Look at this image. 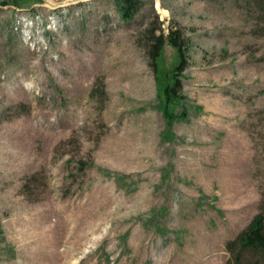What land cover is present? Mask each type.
<instances>
[{"label":"rangeland","instance_id":"rangeland-1","mask_svg":"<svg viewBox=\"0 0 264 264\" xmlns=\"http://www.w3.org/2000/svg\"><path fill=\"white\" fill-rule=\"evenodd\" d=\"M5 1L0 264H246L234 242L264 215V3L136 0L124 17L117 0ZM171 29L186 64L167 117L180 57L167 41L154 65L151 49Z\"/></svg>","mask_w":264,"mask_h":264},{"label":"trees","instance_id":"trees-1","mask_svg":"<svg viewBox=\"0 0 264 264\" xmlns=\"http://www.w3.org/2000/svg\"><path fill=\"white\" fill-rule=\"evenodd\" d=\"M259 1H262L264 3V0ZM24 2L25 0H7L3 3H10L14 4L16 7H21ZM117 2L120 5V9L124 17H129L132 15L136 0H117ZM181 35L182 33L179 30L175 29H171V31L168 33L162 32L159 36H157V40L153 44V47L151 49V57L153 59L154 65H156V59L161 55L164 44L167 41L177 49L180 57L179 63L176 66L177 71L176 75H174L173 84H168L164 88L163 101H165V105L163 110L166 113L167 117H171L173 115L172 110H170L169 106L174 105L176 102H180L181 99L180 95H178V87H180L181 85V81L178 78V75L181 69L186 64V50L183 46V40H181ZM234 243H236L238 247H241V255H244L245 253L251 254L246 264H264V215H257L251 222L249 228L243 231ZM231 245L232 244H230V248L228 250H231L234 254L235 250L231 248ZM236 261L238 262V260ZM238 264L243 263L239 262Z\"/></svg>","mask_w":264,"mask_h":264},{"label":"bare ground","instance_id":"bare-ground-1","mask_svg":"<svg viewBox=\"0 0 264 264\" xmlns=\"http://www.w3.org/2000/svg\"><path fill=\"white\" fill-rule=\"evenodd\" d=\"M164 12H167V10L164 9Z\"/></svg>","mask_w":264,"mask_h":264}]
</instances>
